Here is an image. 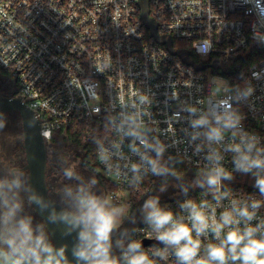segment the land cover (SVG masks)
I'll return each instance as SVG.
<instances>
[{
  "label": "clouds",
  "instance_id": "9594fccd",
  "mask_svg": "<svg viewBox=\"0 0 264 264\" xmlns=\"http://www.w3.org/2000/svg\"><path fill=\"white\" fill-rule=\"evenodd\" d=\"M238 3L254 17L252 40L264 47V0ZM237 81L215 77L186 99L166 93L165 104L177 105L170 122L183 125L175 143L150 126V88L106 110L90 137L98 162L129 188L147 177L160 181L135 210L66 154H58L63 180L51 194L26 167L0 161V264H264V136L246 127L244 112L253 110L264 69ZM22 119L25 130L51 139L35 113ZM6 122L0 112V130ZM180 143L184 150L169 154ZM192 157L200 161L196 170L180 174L177 166ZM238 177L255 194L238 193ZM170 191L172 202L163 200ZM141 237L155 243L146 248Z\"/></svg>",
  "mask_w": 264,
  "mask_h": 264
},
{
  "label": "built area",
  "instance_id": "2783aa9c",
  "mask_svg": "<svg viewBox=\"0 0 264 264\" xmlns=\"http://www.w3.org/2000/svg\"><path fill=\"white\" fill-rule=\"evenodd\" d=\"M144 1L0 0V70L17 81L19 97L40 119L41 131H51V139L43 137L46 143L69 129L82 133L83 142L91 141L110 106L148 88L156 94L150 126L168 143L182 141L183 125L170 122L176 119L172 113L177 105H166L165 94L190 98L197 86L212 79L211 73L224 76L218 68L254 42V17L238 0H147V14L164 37L161 41L143 19ZM168 37L179 53L189 51L177 48L174 41L189 42L200 59L190 55V60L200 68L172 51ZM198 48L207 54H199ZM256 69H264V58L250 65L246 76ZM253 101L252 111L244 109L245 124L264 136V84L258 85ZM185 147L180 143L169 154L177 155ZM199 163L192 157L182 167L188 174ZM98 164L117 186L108 194L129 202L132 209L146 190L160 183L147 177L138 189L129 188ZM233 187L241 194H255L246 178L238 177ZM171 197L162 199L172 202Z\"/></svg>",
  "mask_w": 264,
  "mask_h": 264
},
{
  "label": "flooded vegetation",
  "instance_id": "af4514ba",
  "mask_svg": "<svg viewBox=\"0 0 264 264\" xmlns=\"http://www.w3.org/2000/svg\"><path fill=\"white\" fill-rule=\"evenodd\" d=\"M15 97H19L17 81L0 70V98ZM5 114L7 116L6 126L0 130V161L15 162L27 168L28 159L22 115L16 110L7 111ZM58 154H66L70 162L77 164L86 174L93 173L85 166L84 146L72 140L68 134H57L51 143H47V185L50 194L63 180L58 166ZM99 186L103 190L100 183ZM163 198L167 197L163 196Z\"/></svg>",
  "mask_w": 264,
  "mask_h": 264
},
{
  "label": "water",
  "instance_id": "95a60500",
  "mask_svg": "<svg viewBox=\"0 0 264 264\" xmlns=\"http://www.w3.org/2000/svg\"><path fill=\"white\" fill-rule=\"evenodd\" d=\"M143 10H144V16L143 19L145 20L148 27H150L153 30V33L155 35V38L158 40H163L164 37L159 35L157 32V26L155 21L147 14L148 13V1H144L143 3ZM167 43L170 45V49L178 53L180 56L183 57L185 62L188 64H191L195 66V68L199 69L200 67L195 63V61L192 59L190 60V53L188 52H182L179 53V51L175 50V48L172 45V39L171 37H168L166 40ZM11 110L19 111L22 115H29L32 113H35L32 109L26 105L20 97L15 98H0V112H7ZM36 115V114H35ZM40 121V119H39ZM41 129V121L39 125ZM25 133H27V139H25V147L27 150V159H28V165L27 168L30 170V174L32 176L33 182L36 184V186L41 190L44 191L45 189L49 193V187L47 185V143L44 140L42 135H37L35 129H27L24 128V136ZM189 174V173H188ZM50 194V193H49ZM165 200V199H163ZM142 201V199H141ZM140 201V202H141ZM166 201V200H165ZM139 202V203H140ZM138 203V205H139ZM138 205L136 207H138ZM135 210V208L133 209ZM144 245L154 244L155 241L147 240L143 241Z\"/></svg>",
  "mask_w": 264,
  "mask_h": 264
},
{
  "label": "trees",
  "instance_id": "16d2710c",
  "mask_svg": "<svg viewBox=\"0 0 264 264\" xmlns=\"http://www.w3.org/2000/svg\"><path fill=\"white\" fill-rule=\"evenodd\" d=\"M174 45L177 48H186L195 61L198 62L200 60L199 57L194 53L189 42L175 40ZM262 58H264V47H261L255 42H252L250 43L248 49L236 54L233 59L225 61L224 67L218 68L220 69L218 73L232 80H238L240 74H244L246 76L250 65L259 62ZM68 135L72 140L79 142L84 146L86 152L85 166L88 167L91 172L97 175L98 181L103 190L106 193L116 190L117 186L107 177L98 172L100 167L98 164V160L95 157L94 145L91 143V141L83 142V134H76L72 129H69ZM177 170L180 174H186V172L188 171L186 168L182 167V165H178Z\"/></svg>",
  "mask_w": 264,
  "mask_h": 264
},
{
  "label": "rangeland",
  "instance_id": "374dc122",
  "mask_svg": "<svg viewBox=\"0 0 264 264\" xmlns=\"http://www.w3.org/2000/svg\"><path fill=\"white\" fill-rule=\"evenodd\" d=\"M206 60H207V58H203V61H204V62H206ZM210 76L212 77V79L215 78V77H222V78L226 79L225 76H221V75H218V74H216V73H211ZM72 164H73V163H72ZM74 165L77 166L78 170H82L77 164H74ZM82 171H83V170H82ZM98 172L101 173L103 176L106 177V174H105L104 171H102L101 169H99ZM173 195H174V193H173L172 191H170V192H169L168 194H166L165 196H166V197H169V196H173ZM141 199H142V198H141ZM141 199H139V202L141 201ZM139 202H138V203H139ZM138 203H137V205H138Z\"/></svg>",
  "mask_w": 264,
  "mask_h": 264
}]
</instances>
